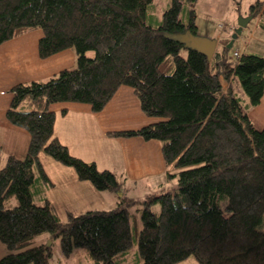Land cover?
<instances>
[{"label": "trees", "instance_id": "1", "mask_svg": "<svg viewBox=\"0 0 264 264\" xmlns=\"http://www.w3.org/2000/svg\"><path fill=\"white\" fill-rule=\"evenodd\" d=\"M153 1L0 0V46L41 31L40 59L64 50L76 57L72 69L9 90L6 120L26 131L29 143L23 159H3L0 151V243L7 250L0 264H51V244L37 242L43 234L58 240L66 259L81 249L91 264H118L117 257L130 251L135 202L123 199L126 179L72 157L53 134L51 110L72 103L99 113L123 86L133 91L143 115L157 121L107 136L159 142L166 182L176 181L175 188L140 202L141 264L189 258L264 264V129H255L248 117L262 98L264 58L241 54L230 61L224 47L208 62L167 38L187 30L196 35L194 20L183 21L180 12L197 0H170L150 24ZM248 16L264 31V2L252 3ZM40 155L73 169L98 192L120 193L117 206L61 220L45 197L43 188L51 183ZM37 197L43 205L34 203Z\"/></svg>", "mask_w": 264, "mask_h": 264}, {"label": "crops", "instance_id": "2", "mask_svg": "<svg viewBox=\"0 0 264 264\" xmlns=\"http://www.w3.org/2000/svg\"><path fill=\"white\" fill-rule=\"evenodd\" d=\"M239 8L235 7V11ZM248 10L249 7H246L244 14L233 13L234 22L221 32L211 31L209 35L203 36L218 42L212 60L231 40L237 18L248 16ZM195 26L197 35L198 27ZM41 37V31H32L0 46V151L3 159L10 156L23 159L29 143L28 133L6 120L5 113L11 101L9 90L17 84L45 81L75 66L76 57L72 50L40 59L38 41ZM235 41L242 43L241 48L246 49L245 54L264 58V31L259 28L257 19L252 20ZM252 48L253 53L250 51ZM235 52L241 55L240 50L236 49ZM51 110L55 114L53 134L72 157L93 163L98 171L121 175L126 179L124 184L134 187L145 185L155 190L163 186L172 188L171 183L166 182V167L159 142L136 137L107 136L113 132L139 130L157 121L143 115L130 88L120 87L99 113H92L87 105L72 103L56 104ZM248 117L255 129H264V88L259 104L249 109ZM40 163L51 183L46 188L45 197L60 218H66L67 213L79 215L87 211L107 212L117 206L115 193L96 191L90 183L79 181L73 169L45 155H40ZM120 178L119 182H123ZM43 241L39 240L38 244ZM6 254V248L0 243V259Z\"/></svg>", "mask_w": 264, "mask_h": 264}, {"label": "rangeland", "instance_id": "3", "mask_svg": "<svg viewBox=\"0 0 264 264\" xmlns=\"http://www.w3.org/2000/svg\"><path fill=\"white\" fill-rule=\"evenodd\" d=\"M250 3H253V0H197L194 4H185L183 5L180 12V19L183 21L189 20L192 18L195 21V24L198 27L197 35L200 38H205L203 36L209 35L211 31L213 32H221L224 27L228 26V24L234 22L235 15L233 13L244 14L246 7H249ZM170 0H154L151 7L148 9V23H154L155 18H161L162 13L169 7ZM240 6L239 10L236 12L235 7ZM241 17V16H240ZM238 19V18H237ZM237 22V21H236ZM242 43H237L235 41L230 50H227L228 59L235 60L236 57H233V52L236 49L240 50L241 54H245V50L243 47L241 48ZM241 48V49H240ZM250 51H254V49H250ZM219 52V48L217 49ZM253 53V52H252ZM248 54V53H246ZM91 55V54H90ZM182 56L185 57L186 54L183 52ZM3 166V163H2ZM116 181L119 182L117 179ZM172 187H176V181H170ZM125 188V189H124ZM44 193L47 191L45 188ZM123 192V199L126 202V205L131 202H135L130 207V234L132 239V248L125 255H120L117 257L116 261L118 264H141V261L137 255V239L138 233L141 229L140 223V212L138 211L141 208L140 202L144 199H147L152 195H159L169 190L168 186H163L162 188H158L155 190L154 188L144 186L134 187L128 183H123L121 186ZM126 190V191H125ZM117 199H121L120 193H115ZM118 201V200H117ZM14 200L12 199V204H14ZM34 203L36 205H43L44 201L40 198H35ZM151 211L155 214L159 213V206L153 205ZM61 220H65L66 218H60ZM262 231H264V220L262 225ZM43 237L40 240H45V244H51V252H52V261L51 264H91L90 259H88L84 254V250L75 251L69 259H66L59 247L58 240H50L48 234H43ZM45 238V239H44ZM38 242V241H37ZM87 258V259H86ZM89 260V261H88ZM179 264H198L192 258H189Z\"/></svg>", "mask_w": 264, "mask_h": 264}, {"label": "water", "instance_id": "4", "mask_svg": "<svg viewBox=\"0 0 264 264\" xmlns=\"http://www.w3.org/2000/svg\"><path fill=\"white\" fill-rule=\"evenodd\" d=\"M252 19V16L239 17L237 19L236 29L231 36V40L225 46L227 50L232 48L234 41L241 35V32L247 28ZM167 38L180 43L186 50H193L202 54L206 57L208 62H211L214 57L218 43L216 39L211 40L207 38H200L193 35L188 30L182 34L169 35Z\"/></svg>", "mask_w": 264, "mask_h": 264}, {"label": "built area", "instance_id": "5", "mask_svg": "<svg viewBox=\"0 0 264 264\" xmlns=\"http://www.w3.org/2000/svg\"><path fill=\"white\" fill-rule=\"evenodd\" d=\"M238 56V54L235 52L234 54H233V57H237Z\"/></svg>", "mask_w": 264, "mask_h": 264}]
</instances>
